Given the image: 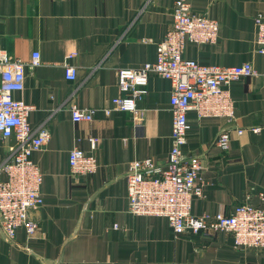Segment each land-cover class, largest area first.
Instances as JSON below:
<instances>
[{
	"label": "crops",
	"instance_id": "obj_1",
	"mask_svg": "<svg viewBox=\"0 0 264 264\" xmlns=\"http://www.w3.org/2000/svg\"><path fill=\"white\" fill-rule=\"evenodd\" d=\"M191 11L216 19L213 45L188 44L184 56L223 66L250 61L257 73L230 85L232 121L197 118L187 112L186 156L204 166L202 195L194 215L231 212L238 203L264 206V55L256 51L254 17L264 0H188ZM174 0H0V49L28 62L24 89L16 99L33 104L29 123L46 120L50 141L32 153L44 175L43 203L30 212L38 229L7 239L0 230V264H264V248L236 246L225 231L176 235L166 218L126 209L125 175L133 160L151 158L165 167L171 147V81L150 73L136 111L115 108L117 72L156 59V43L172 21ZM69 53H74L68 58ZM65 63L76 68L65 79ZM93 111L90 121H73L70 106ZM259 127V131H252ZM222 128L230 147L215 138ZM237 129H242L241 134ZM95 139L98 170L73 176L69 151H90ZM12 140L0 143V161ZM0 173V179H4Z\"/></svg>",
	"mask_w": 264,
	"mask_h": 264
},
{
	"label": "built area",
	"instance_id": "obj_2",
	"mask_svg": "<svg viewBox=\"0 0 264 264\" xmlns=\"http://www.w3.org/2000/svg\"><path fill=\"white\" fill-rule=\"evenodd\" d=\"M172 21L163 38L156 43V59L137 68H122L117 72V86L123 96L115 100V108L136 111V101L147 92L150 73L171 81L169 110L171 112V147L165 167L151 158L130 162L125 175L126 209L133 215L166 218L174 234L225 231L231 234L236 246L264 248V206L249 202L236 204L231 212L194 215L192 199L202 195L204 166L199 155L186 156L182 150L187 142V112L194 110L197 118L217 117L232 121L234 101L230 93L232 82L241 77L254 76L257 71L250 61L238 65L223 66L201 64L184 56L188 44L213 45L218 35L216 19L191 11L188 0H174ZM256 51L264 55V14L254 17ZM74 53L67 56L71 58ZM40 63L39 52L32 53L28 62L10 58L0 49V143L12 140L10 155L0 161V230L7 239L15 238L17 229L25 230L31 237L38 223L30 212L43 203L44 175L32 160L33 152L42 150L50 141L46 120L33 127L29 123L33 104L13 97L24 89L26 68ZM64 76L75 80L76 68L65 63ZM73 121H90L93 111L70 106ZM259 127L251 130L258 132ZM242 129H237L241 134ZM91 149L84 151L72 147L69 151V167L75 177L95 173L99 161L95 153L96 143L90 138ZM214 143L221 149L230 146L227 128L218 132ZM260 195L264 198V192Z\"/></svg>",
	"mask_w": 264,
	"mask_h": 264
}]
</instances>
